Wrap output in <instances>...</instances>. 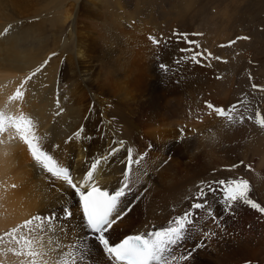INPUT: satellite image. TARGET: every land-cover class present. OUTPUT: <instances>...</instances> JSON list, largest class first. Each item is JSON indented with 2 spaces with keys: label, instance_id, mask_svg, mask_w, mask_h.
<instances>
[{
  "label": "bare ground",
  "instance_id": "bare-ground-1",
  "mask_svg": "<svg viewBox=\"0 0 264 264\" xmlns=\"http://www.w3.org/2000/svg\"><path fill=\"white\" fill-rule=\"evenodd\" d=\"M42 1L0 0V110L32 117L43 149L60 166L69 167L75 178H81L91 163L99 160L95 181L110 192L123 185L131 149L133 160L139 163L127 173L129 190L120 205L127 214L110 233L111 241L167 226L173 217L190 208L203 182L217 181L216 176L250 178L253 188L264 197V128L256 122L257 112L264 113V82L250 75V85L239 93L236 116H243V121L229 123L217 117L206 107L208 102L199 107L205 120L198 119L195 110H188V116L172 105L170 95L181 89L186 93L194 85L191 77L195 74L204 73L199 75L204 84L214 81L217 73H213L212 64L219 57L216 51L211 49L212 57L204 65L192 62L187 59L189 53L181 51L190 46L176 35L184 33V28H175L174 37H161L160 45L148 44L144 38L141 45L148 62H141L130 57L127 36L110 41L112 33L97 20L96 13L80 18L79 5L82 10H91L103 0H77L81 4L52 1L54 5L47 8ZM186 28L194 30L193 26ZM199 37L188 34V38L197 39L196 43L209 41ZM178 60L182 62L177 64ZM160 64H167L169 71L161 69ZM33 72L36 75L25 85L23 100L11 101ZM223 93L213 89L209 101L225 104L219 99ZM194 114L200 121L191 119ZM248 116L253 119L248 120ZM220 198L219 191L207 196L215 214L223 217L222 228L210 218L201 221L202 228L217 235L204 241L206 246L194 253L190 264H264V213L237 204L228 215ZM65 206L74 217L64 222L63 234L55 223L54 231L45 230L42 235L38 231L30 234L28 228L20 229L19 234L30 238L39 235L40 243L35 246L48 253L43 258L48 264H56L59 252L71 243L87 246L86 264H110L102 247L83 226L78 196L46 173L21 140L9 139V133L0 134V237H4L0 241V262L20 264L24 259L10 252L3 254L4 249L15 246L6 233L37 214L53 210L63 220ZM194 211L203 214L202 210ZM201 239L197 235L184 245L191 249ZM57 243L62 246L59 250Z\"/></svg>",
  "mask_w": 264,
  "mask_h": 264
},
{
  "label": "snow or ice",
  "instance_id": "snow-or-ice-1",
  "mask_svg": "<svg viewBox=\"0 0 264 264\" xmlns=\"http://www.w3.org/2000/svg\"><path fill=\"white\" fill-rule=\"evenodd\" d=\"M8 29H5L7 34ZM181 39L193 47L181 49L182 52L189 53L187 59L196 64L206 62L212 57L211 52H203L199 50V45L195 41L189 40L187 33H177ZM148 39L156 45L162 43L161 38L157 36H149ZM238 39L249 40L250 37L242 36ZM236 41H230L227 46H232ZM225 45H221L224 47ZM220 59V57H216ZM182 61H176L177 64ZM165 72L169 71L167 64L161 65ZM37 72L40 69L36 70ZM36 75L33 72L28 76L17 88L15 94L10 97L11 101L23 100L25 96L24 87ZM256 88V85H252ZM208 109L215 112L217 117L226 118L229 123H233L235 119L244 120L243 116H236L237 105H231L227 109L224 107H216L211 103L206 104ZM257 123L264 128V113L257 112ZM252 120V116L247 117ZM80 131L76 132V136L80 135ZM15 135H11V133ZM9 133V139H19L28 148L31 156L37 164H39L46 173L56 180L62 181L68 188L72 190L74 196H78L81 208V215L84 220V228L88 230L94 240L102 247L103 252L111 262L115 264H190L194 257V253L202 247H205V240L216 236L217 233L211 229L205 230L201 227V221L208 218L215 224L217 228H222V216H217L211 204L207 200L209 193L215 194L217 191L221 193L220 202L223 212L232 215L234 207L237 204L250 206L251 209L264 213V206L250 198L251 187L246 179L218 180L212 182H203L197 193L192 197L193 202L190 208L184 210L182 214L173 217L165 227L158 230L148 231L142 234L129 235L119 242L111 241L110 233L118 222L127 214V209H121L122 198L126 196L129 190L128 175L131 172L134 163L131 149H128L127 155V172L124 176V182L121 187L110 192L106 188L100 187L94 177L99 160L91 163L90 170L82 175L81 178H75L69 167L60 166L57 160L44 150L40 144V137L37 135L36 124L32 117L20 112L18 114H9L0 110V134ZM183 133V129H181ZM194 210H202V215ZM199 216V219L197 217ZM63 220L53 210L48 214H37L20 225L19 228H13L5 236L14 242L13 247L3 250V254L9 252L17 258L24 259L20 264H48L43 259L48 253L38 250L35 246L40 243L39 235H20V229L28 228L29 233L39 232L41 235L45 230H52L53 225L59 224L60 233H64V222H70L74 217L73 211L68 206L63 207ZM37 224V229L32 226ZM70 235V234H69ZM200 235L203 239L198 240L191 249L185 247L184 242ZM4 237H0L2 241ZM61 244H56V249H61ZM183 248L182 253L177 256L176 252ZM88 260L87 246L81 243H71L67 250L59 252V259L56 264H86ZM2 264V262H0Z\"/></svg>",
  "mask_w": 264,
  "mask_h": 264
},
{
  "label": "rangeland",
  "instance_id": "rangeland-1",
  "mask_svg": "<svg viewBox=\"0 0 264 264\" xmlns=\"http://www.w3.org/2000/svg\"><path fill=\"white\" fill-rule=\"evenodd\" d=\"M52 1H57V3H59L61 0H43L42 4L47 8L49 5H54ZM77 4L81 3L77 1ZM78 11L82 20L89 16L93 17V14L96 13L97 20L103 23L108 28V31L112 33L109 38L110 41L122 38L124 35L127 36L131 43L130 57L140 60L141 62H148L141 43L144 38H147L148 44L152 43L148 39L149 36L172 39L175 35V28H184V33L191 35L195 33V35L200 36L199 40L208 38L210 41V39H212L210 44H206L209 41H198L196 44L199 45V50L205 53L211 52L213 54L211 51L212 49L216 51L215 56L220 57L219 60L216 59V62H214L215 64H212L213 73H217L214 75V81L212 80L214 83L206 81L205 85L202 77L199 76H204V73L199 75L195 74L194 77H191V81L194 83L193 87L196 88L191 86L187 88L188 90L186 89L188 93L181 92V89L179 92L171 94L170 97L173 98L172 95H174V99L178 100L176 103L174 99L169 97L172 101V105L177 107L181 113L187 114L188 116L190 114L188 110H195L197 112L196 114L199 113L200 117L195 114V116L192 115L191 119H193V121L205 120L199 107H202L200 105L203 102L210 103L211 100L209 101V99L213 89L216 88L217 90L225 91V95L224 93L219 94V99H224L225 104H221V106L215 103V101H211V104L216 107L221 106L226 108V106L229 107L234 104H240L241 100L238 101V97L241 95L239 93L248 88L252 80L251 76L255 75L256 80L264 82V0H103V3L98 8L82 10L79 5ZM192 26L194 30L188 31L187 29L190 28L186 27ZM71 28L72 22H69L68 29ZM135 28L136 30H134ZM77 31L80 33L81 29L78 28ZM136 35H139V38H137ZM142 35L145 37L141 38ZM206 35H208L207 38ZM242 36H248L250 39H238ZM106 37L108 38V33ZM188 39L197 41L196 38ZM233 40H235L236 43L232 46H227L229 42ZM221 43L225 46L221 47L219 45ZM187 45L193 47L192 45ZM183 48L184 47L181 49ZM211 60H214V58ZM225 60L227 61L225 62ZM202 64L204 65L206 62H202ZM221 64H225V66H221ZM161 65L162 64H160L159 67L162 69ZM204 71L207 70L204 69ZM196 78L197 80L194 81ZM253 81L251 84H253ZM208 85L212 87L210 86L211 88L209 87V89H207ZM192 88L194 91H192ZM198 88H203L204 91ZM205 91L207 92L206 97ZM200 92L202 94L204 92V94L202 95ZM192 106L194 109H192ZM188 107L191 109H188ZM193 116H197L200 120H197V117L194 118ZM212 171L214 172V170ZM229 177L228 175H221L216 176L215 179H217V181L231 180ZM237 179L243 178L237 177ZM248 182L252 188L250 195L253 198L255 197L254 200L257 203L260 202L261 206H264L263 195L256 187L253 188V182L250 178Z\"/></svg>",
  "mask_w": 264,
  "mask_h": 264
}]
</instances>
